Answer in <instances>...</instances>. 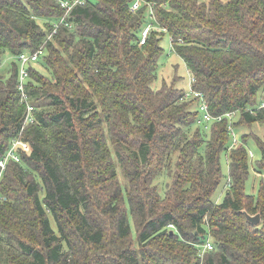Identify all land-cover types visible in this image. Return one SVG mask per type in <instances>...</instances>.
Returning a JSON list of instances; mask_svg holds the SVG:
<instances>
[{
    "label": "trees",
    "instance_id": "trees-1",
    "mask_svg": "<svg viewBox=\"0 0 264 264\" xmlns=\"http://www.w3.org/2000/svg\"><path fill=\"white\" fill-rule=\"evenodd\" d=\"M61 1L71 0H0V62L45 47L29 68L28 151L0 178V264H264V181L245 189L249 162L264 173V136L252 130L264 124V0H143L136 11L133 0H86L45 41ZM149 3L166 30L139 44ZM164 34L209 113L237 112L234 131L247 129L237 148L228 119L197 124L196 98L183 99L179 80L154 87ZM17 76L14 59L0 74V157L26 111ZM226 152L229 186L215 202ZM166 172L161 194L155 179ZM244 211L260 213L259 224ZM208 237L214 247L200 255Z\"/></svg>",
    "mask_w": 264,
    "mask_h": 264
},
{
    "label": "built area",
    "instance_id": "built-area-1",
    "mask_svg": "<svg viewBox=\"0 0 264 264\" xmlns=\"http://www.w3.org/2000/svg\"><path fill=\"white\" fill-rule=\"evenodd\" d=\"M86 0H71V1H61V6L64 9L63 15L54 23L52 30L48 34L45 41L51 39V37L56 33V29L59 25H65L68 28L71 26V24L68 22L69 14L72 11V9L76 5H84ZM144 4L143 0H133L130 3V10L136 11L138 10L142 5ZM146 15H145V23L142 25L140 30V38H139V44H143L146 41V38L151 33V31H165L166 29L163 27H159L156 24V18L155 13H153L152 10V4H148L146 9ZM45 55V47H43V44L39 46V48L34 52H24L18 54L15 59L16 63H18V84H17V90L20 94V100L21 103L25 105V113L24 117L22 119V127L20 129V132L18 135L12 138V143L9 146V148L6 149V151L2 154L3 156L0 157V178L4 172V169L6 165L11 161L20 162L21 155L20 153H27L28 146L27 144L20 139L21 132L23 129L28 125L29 123H32L34 121V105L31 103L29 93H27V84L29 81V68L36 64L40 60V58ZM189 73V72H188ZM194 77L189 73V82L187 86V90L184 92L183 99L185 100H194L196 98V104L198 106V109L200 111V115L197 118V124L203 125L205 128L208 127L210 122L213 121H222L225 118L228 119L227 123V130L230 133V143L228 145L229 150L232 148H237L240 144V135L234 131V125L233 123L236 121L237 112L235 111H227L224 114L221 115H212L209 113L208 110V103H206L203 94L195 90L191 87L193 83ZM264 106V103L262 104ZM249 158H253L254 154L251 150H248ZM230 181V179H228ZM229 186V183L227 187ZM168 227L174 228L172 224H169ZM199 254L202 255L205 251L212 250L214 245L210 239H205L202 244L199 245Z\"/></svg>",
    "mask_w": 264,
    "mask_h": 264
},
{
    "label": "rangeland",
    "instance_id": "rangeland-1",
    "mask_svg": "<svg viewBox=\"0 0 264 264\" xmlns=\"http://www.w3.org/2000/svg\"><path fill=\"white\" fill-rule=\"evenodd\" d=\"M199 1L200 2H202V1L208 2L209 0H199ZM38 22L41 23L42 20L39 19ZM160 44L163 47L164 52H163L162 57L160 58V59H162L161 65L157 71L158 76H157V80L154 83V87H159L163 80L167 81L168 83H171L173 80H175L176 82L179 80L178 85L181 86L186 91L187 86H188V82H189V73H188L189 71L187 70V68L183 64L182 59L179 58L178 55H176L173 52L172 45L170 43V38H169L168 34L163 35ZM15 57L16 56H13L11 53H5L3 55L1 62H0V74L5 75V76L7 75L8 70H9V66L11 65V62L15 59ZM175 66H177V74H179L183 78L180 77L179 79H176L175 74H174L175 68H176ZM36 68L39 71H41L43 75L50 78V74L48 72V69L45 66L40 64V65L36 66ZM192 130H193V128H192ZM238 130H239L238 131L239 135H241L242 131H247L246 127L242 126V125L239 126ZM252 130H253V132H257L259 135L264 136V124H261V123L252 124ZM246 148H248L249 150H251L253 152V154H254L253 160L257 159V157L259 156V150H258V148H256L254 146V144L251 141H249L247 143ZM110 152L112 153V156L114 159V163H115V167H116V173H117V180L119 181V183L121 182L122 188H124L127 182L125 180V176H124L122 167H120V165L118 164L116 153L114 152L112 146H110ZM220 161H221L220 164L222 167V178H221L222 181L219 184V186L216 188L215 192L213 193V199L215 202H220L225 195L224 194L225 191L227 190L228 175H229V169H228L229 164H228V153L227 152H226V154L223 153L221 155ZM249 163H250V172H249L248 180L246 181V184H245V189L248 193L254 194L258 190V186L260 184V181L261 180L264 181V173L261 174V173L255 172L254 168H253L252 161ZM155 182L158 183L159 191L161 194H163L166 190L167 184L169 182H171L170 176L166 172L165 174H163L159 178H156ZM43 195H44V193L41 192L40 197L42 198ZM48 215H49L50 224H51L52 228L56 232H58L53 216L50 214H48ZM129 224H130V228L132 229V234L135 235L134 228H132V220H131L130 216H129ZM173 229H175V228H173ZM208 239H210V238L208 237ZM4 249H5V247L0 246V252H3Z\"/></svg>",
    "mask_w": 264,
    "mask_h": 264
},
{
    "label": "water",
    "instance_id": "water-1",
    "mask_svg": "<svg viewBox=\"0 0 264 264\" xmlns=\"http://www.w3.org/2000/svg\"><path fill=\"white\" fill-rule=\"evenodd\" d=\"M246 219L254 225H258L260 221V213L255 215H250L248 212L244 211ZM173 231H171L172 233Z\"/></svg>",
    "mask_w": 264,
    "mask_h": 264
},
{
    "label": "crops",
    "instance_id": "crops-1",
    "mask_svg": "<svg viewBox=\"0 0 264 264\" xmlns=\"http://www.w3.org/2000/svg\"><path fill=\"white\" fill-rule=\"evenodd\" d=\"M224 191V190H223Z\"/></svg>",
    "mask_w": 264,
    "mask_h": 264
}]
</instances>
